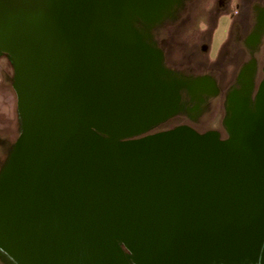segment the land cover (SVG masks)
<instances>
[{
  "label": "water",
  "instance_id": "obj_1",
  "mask_svg": "<svg viewBox=\"0 0 264 264\" xmlns=\"http://www.w3.org/2000/svg\"><path fill=\"white\" fill-rule=\"evenodd\" d=\"M123 6L0 0L21 124L0 173V247L17 264H264V82L226 140L141 136L131 119L155 95L154 54ZM130 81L125 107H99Z\"/></svg>",
  "mask_w": 264,
  "mask_h": 264
},
{
  "label": "flooded vegetation",
  "instance_id": "obj_2",
  "mask_svg": "<svg viewBox=\"0 0 264 264\" xmlns=\"http://www.w3.org/2000/svg\"><path fill=\"white\" fill-rule=\"evenodd\" d=\"M122 1L132 29L154 54L150 75L159 85L151 90L155 95L143 114L131 119L133 127L146 130L141 136L177 128L200 134L193 127L212 110L213 100L222 98L225 138L214 130L202 134L228 139L260 101L264 70L257 85L256 73L264 56V0ZM224 19L228 24L214 57H224L234 67L232 76L223 69L226 63L209 60ZM176 50L181 56L174 60ZM1 258L17 264L0 247Z\"/></svg>",
  "mask_w": 264,
  "mask_h": 264
},
{
  "label": "rangeland",
  "instance_id": "obj_3",
  "mask_svg": "<svg viewBox=\"0 0 264 264\" xmlns=\"http://www.w3.org/2000/svg\"><path fill=\"white\" fill-rule=\"evenodd\" d=\"M228 24V20L224 19L222 23L219 25L221 28L219 29L218 33L214 37V40L211 44L210 48V55L211 58L209 59L210 62L216 65V62L223 64V69L227 73L228 76H232V72L235 70L234 67L231 64H228L227 60L222 57L221 60L219 57H214L216 54L220 42L222 41L225 31H226V25ZM264 55V52H263ZM179 52L177 50L173 53L172 58L176 60V58H180ZM225 66V67H224ZM153 70V69H152ZM263 70H264V56L261 62L257 64V73H256V85L259 83V81L263 77ZM230 78V77H229ZM13 81H14V68L11 60L6 54L0 53V173L3 170V168L6 166L11 151L13 149L14 143L20 133L21 124H20V116L17 109V98L16 93L13 88ZM130 85L126 87L124 82H119L117 84V95L121 96L120 100L118 102L113 101L111 104L104 98H101L99 107L103 110H105L107 107H113L116 106L118 108L125 107L127 102L124 101V97H129L132 93H134V90L136 88V82H129ZM152 86L151 89L154 87H158V80L152 79ZM127 93L125 95L124 93ZM134 100V97L132 98ZM131 100V101H132ZM130 101V102H131ZM128 112H131V109L135 108L132 107V105L126 107ZM226 111H224V108L222 106V98H216L212 102V110L210 112L208 111L207 114H205L202 118L203 122L200 121L199 124L193 127V129L202 134L207 131H216L221 134V138H225L224 134V128L222 124V119L225 116ZM156 131V130H155ZM155 131H150L148 134H151ZM0 264H8L7 260L0 259Z\"/></svg>",
  "mask_w": 264,
  "mask_h": 264
},
{
  "label": "trees",
  "instance_id": "obj_4",
  "mask_svg": "<svg viewBox=\"0 0 264 264\" xmlns=\"http://www.w3.org/2000/svg\"><path fill=\"white\" fill-rule=\"evenodd\" d=\"M121 249L123 250V252H125L126 254H128V252L121 246Z\"/></svg>",
  "mask_w": 264,
  "mask_h": 264
}]
</instances>
